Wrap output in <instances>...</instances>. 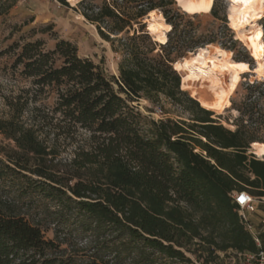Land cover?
<instances>
[{"label":"trees","instance_id":"1","mask_svg":"<svg viewBox=\"0 0 264 264\" xmlns=\"http://www.w3.org/2000/svg\"><path fill=\"white\" fill-rule=\"evenodd\" d=\"M88 1L90 14L83 16L121 54L118 77L78 56L68 41H57L49 51L41 42L24 44L14 67L32 79L36 95L53 89L56 99L47 111L28 109L36 96L7 102L11 116L0 119V133L14 150L0 160V181L28 173L23 177L31 193L40 189L58 207L86 219L96 236L93 251L76 256L54 229V238L47 239L48 228L20 214L0 191V264H190L181 248L195 238L209 256L218 250L256 252L232 196L264 198V157L248 153L250 145L264 143V80L245 86L236 129L230 130L221 115L181 88L172 67L186 52L214 43V30L199 33L174 0ZM215 1L210 15L217 19ZM8 10L0 0V17ZM150 12L159 23L154 37L160 44L141 23ZM141 100L149 113L158 107L166 115L168 103L187 117H145L134 105ZM26 112L31 124L23 122ZM45 129L53 145L72 148L71 166L85 178L61 180L49 172L44 160L57 152L41 139Z\"/></svg>","mask_w":264,"mask_h":264},{"label":"rangeland","instance_id":"2","mask_svg":"<svg viewBox=\"0 0 264 264\" xmlns=\"http://www.w3.org/2000/svg\"><path fill=\"white\" fill-rule=\"evenodd\" d=\"M5 7L9 5V10L0 17V119L6 120L10 118V108L7 102L20 97L23 102L27 96H36L35 101L30 104L28 109L33 106L42 108L43 110H51L54 106L56 95L53 89H49L44 94L36 95L35 86L30 78L25 77L22 72V67H14V61L21 47L26 43L41 42L45 51L53 50L54 45L59 40L70 42L77 49V54L81 58H87L94 64L100 66L104 72L110 77H118V65L121 61L120 52L115 53L110 42L103 39L99 34L96 24L88 21L83 13L87 11L90 1L86 0L83 5L79 6L81 0H66L68 6L61 4L58 0H2ZM102 0H96L94 4H99ZM111 4L112 0H106ZM118 4L121 0H115ZM174 7L179 14L186 15L191 18V22L197 26L199 33L207 34L208 31L214 30L215 42L210 44L220 47L232 53V60L234 58L246 61L251 69L255 67V61L251 58L245 46L236 40V34L230 26L228 18L229 4L227 0H216L217 19L213 18L210 13L205 15H192L185 12L179 5V0H174ZM264 10V0L257 6ZM155 13L159 12L157 10ZM225 18V21L221 20ZM146 21L147 26L144 25L146 33L149 30V37L152 42L156 39L154 37L159 34L158 25L154 13H149L143 17L141 23ZM261 26V38L264 40L263 24L264 17L257 20ZM224 26H226V31ZM136 27L135 25L133 26ZM148 27V28H147ZM114 36H110L112 38ZM153 38V39H152ZM156 41V40H155ZM115 46H117L115 44ZM208 46V45H205ZM204 46V47H205ZM194 51V50H193ZM193 52H186L185 56L176 60L181 61L189 57ZM177 71V70H176ZM180 76L183 74L177 71ZM264 80V76L259 79L252 73L242 76L237 90L232 94L230 102H234L235 106L230 107L221 114L222 124L230 129L235 130L239 112L237 106L242 102L244 96V89L247 84H252ZM182 82V78H181ZM193 87L198 92V97L205 101L211 100V96L206 88V84L195 82ZM26 91L28 94H26ZM191 95L190 90H187ZM134 105L138 108L141 114L145 117L154 120L165 118L179 119L187 117L180 114L179 110H175L168 103L163 105L166 115L159 112V108L155 107L154 113H149L146 101L141 100ZM31 114L26 112L23 115V122L31 124ZM181 116V117H180ZM41 139H45L50 147H55L57 155L53 159L44 160L49 172L61 180L67 179L71 175H78L82 179L85 174H76L71 166L72 148L53 145L52 135L48 129L42 131ZM264 144V143H263ZM14 150V145L0 133V160H7V156ZM254 152V149L250 152ZM255 154V153H254ZM264 157V156H263ZM263 157H258L262 160ZM23 174H8L4 183L0 181V191L9 200L16 203L17 211L25 216L31 218L34 222H40V225L47 229L45 237L47 239L54 238L53 229L57 232L59 240H63L68 250L80 256V254H87L93 251L90 246L96 240L95 234L88 227L86 219L75 214L73 208L58 207L55 200H51L42 193L40 189L33 191L28 187ZM33 180L43 179L32 177ZM39 181V182H40ZM30 192V193H29ZM29 193V194H28ZM255 202H259V198H255ZM264 202V201H261ZM256 213L247 214L248 219L256 231L264 232L260 223L261 214L264 212V203H255ZM246 216V217H247ZM105 235H101L103 238ZM261 241V240H260ZM101 242V241H100ZM83 250V251H81ZM185 256L191 261L190 264H238L240 256L232 250L215 251L212 256H209L208 248L201 242L200 238H195L191 241H185L184 247L181 248ZM104 258L108 255L103 253ZM77 261L81 257H76ZM79 262V261H78ZM157 263H167L165 260L157 259Z\"/></svg>","mask_w":264,"mask_h":264},{"label":"bare ground","instance_id":"3","mask_svg":"<svg viewBox=\"0 0 264 264\" xmlns=\"http://www.w3.org/2000/svg\"><path fill=\"white\" fill-rule=\"evenodd\" d=\"M227 2L230 26L236 34V40L245 46L255 61L254 69L246 62H233L231 52L213 45L196 49L189 57L174 65L175 70L183 73L181 88L190 90L191 96L203 108L217 114L231 107L230 98L242 81V76L248 73L259 79L264 76V40L261 38V26L257 23V20L264 17V10L257 7L262 0ZM213 3L214 0H179L180 7L192 15L209 14ZM195 82L206 84L211 100L205 101L198 97L197 88L193 87ZM252 148L256 156H264L263 143H254Z\"/></svg>","mask_w":264,"mask_h":264},{"label":"built area","instance_id":"4","mask_svg":"<svg viewBox=\"0 0 264 264\" xmlns=\"http://www.w3.org/2000/svg\"><path fill=\"white\" fill-rule=\"evenodd\" d=\"M232 199L238 208V214L242 224L252 236L256 246V252H245L243 254H239L240 259L238 264H264V248L260 239L253 232V228L248 220V217H246L247 214L256 213L255 198L245 192H240L233 194ZM259 201H264V198H259ZM262 224L264 225V216L262 218Z\"/></svg>","mask_w":264,"mask_h":264},{"label":"crops","instance_id":"5","mask_svg":"<svg viewBox=\"0 0 264 264\" xmlns=\"http://www.w3.org/2000/svg\"><path fill=\"white\" fill-rule=\"evenodd\" d=\"M256 203H259V204H261V203H264V202H261V201H259V202H256ZM257 212V211H256ZM263 216H264V212L261 214V218H260V223H261V225H262V229L264 230V225L262 224V218H263ZM248 217V216H247ZM249 220V219H248ZM251 224V223H250ZM252 225V224H251ZM252 228H253V232L257 235V237L261 240V243H262V246H263V248H264V232H259V231H256L255 230V228H254V225H252Z\"/></svg>","mask_w":264,"mask_h":264},{"label":"water","instance_id":"6","mask_svg":"<svg viewBox=\"0 0 264 264\" xmlns=\"http://www.w3.org/2000/svg\"><path fill=\"white\" fill-rule=\"evenodd\" d=\"M143 24L147 26L146 21H144ZM154 42L157 43V44H160L159 42H157V41H155V40H154ZM172 67L174 68V65H173V64H172ZM174 70H175V69H174ZM182 85H183V84H182V82H181V86H182ZM250 150H252V146H251V145H250ZM250 150H249V151H250ZM250 154L254 155V156L257 158V156L254 154L253 151L250 152Z\"/></svg>","mask_w":264,"mask_h":264}]
</instances>
